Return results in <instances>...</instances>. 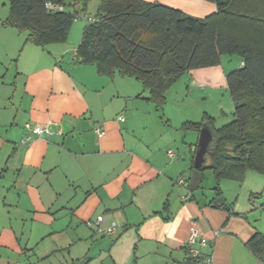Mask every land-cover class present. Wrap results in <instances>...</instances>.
Segmentation results:
<instances>
[{"label":"crops","instance_id":"1","mask_svg":"<svg viewBox=\"0 0 264 264\" xmlns=\"http://www.w3.org/2000/svg\"><path fill=\"white\" fill-rule=\"evenodd\" d=\"M146 1L202 18L217 9L209 0ZM1 5L0 264H201L186 248L193 226L214 237L205 248L212 264H263L246 245L262 232L252 218L263 174L248 169L242 181L220 182L229 210L213 205L216 181L210 192L185 198L187 186L176 183L184 176L189 187L201 132L184 124L227 115L225 105L211 111L202 104L219 88L229 91L227 73L243 65L241 57L225 54L231 55L225 64L223 55L218 65L184 72L158 107L137 78L100 73L77 60L95 13L87 22L75 20L66 41L40 46L4 23L9 0ZM179 83L184 93L203 98H169L179 95ZM226 104L234 117L233 99ZM26 122H52L61 133L24 145ZM99 215L103 227L116 223L112 235L88 224Z\"/></svg>","mask_w":264,"mask_h":264},{"label":"trees","instance_id":"2","mask_svg":"<svg viewBox=\"0 0 264 264\" xmlns=\"http://www.w3.org/2000/svg\"><path fill=\"white\" fill-rule=\"evenodd\" d=\"M91 0H9L4 22L27 32V41L45 46L67 40L76 19ZM216 11L196 17L146 0H99L83 29L77 60L95 64L100 73L140 80L158 107L186 71L215 66L225 54L243 65L227 73L234 118L217 126L213 116L186 122L184 129L208 127L212 139L205 158L213 171L214 190L222 195L223 179L242 181L248 169L264 175V0H209ZM63 5L53 10L47 3ZM206 161V160H205ZM247 247L264 264V235L256 231Z\"/></svg>","mask_w":264,"mask_h":264},{"label":"built area","instance_id":"3","mask_svg":"<svg viewBox=\"0 0 264 264\" xmlns=\"http://www.w3.org/2000/svg\"><path fill=\"white\" fill-rule=\"evenodd\" d=\"M47 7L53 10L63 9V5L61 4H54L52 2L47 3ZM123 119V117H122ZM52 122L47 123H33V122H26L24 127L26 133L21 140V143L26 145L34 140L35 137H42L43 135H51L54 132L61 133V130H53L51 127ZM95 131L99 136L104 134V129L101 126H96ZM170 156H174L173 150H168ZM177 184L182 186H187L188 190V180L181 176L176 181ZM187 195H183L182 198H185ZM103 221V215L97 216V218L93 221L89 220L88 224L93 225L96 224L99 227V231L104 232L107 235H112L116 229V223H113L110 226H102L101 223ZM218 234V230L214 231V236ZM214 242V237L210 238L204 235L200 229L196 226H193L190 229L186 240V248L188 250L189 255L192 259L199 260L202 264H212L213 263V253L212 252H205V248H212Z\"/></svg>","mask_w":264,"mask_h":264},{"label":"rangeland","instance_id":"4","mask_svg":"<svg viewBox=\"0 0 264 264\" xmlns=\"http://www.w3.org/2000/svg\"><path fill=\"white\" fill-rule=\"evenodd\" d=\"M98 5H99V0H91L90 3H89V6H88L87 12L84 13V14H82V15H80V17L78 19H76V20H80L81 22H87L88 21L87 20V17L93 15L97 11ZM1 8H3L2 5L0 6V9ZM229 56H231V55H224L223 56L224 64L226 63V61H225L226 59L225 58H228ZM183 87H184L183 83H179L177 85V87H175V88H178V89H175V90H178L179 91L178 92L179 95H177V94L174 95L173 94V95H170L169 98H203L201 95H199L198 93H196V91L194 93H189V94L184 93ZM205 98H214V99L209 100L205 104H202V102H201L202 106H204V107L205 106L206 107L207 106H210L211 107L210 108L211 111H218V109L220 108L221 105H225L224 108H225V110L227 112V115H220V114H218L216 116V119H217L216 125L217 126L224 125V124L230 122L231 120H233L234 117L230 116V114H229L230 112H229V109L227 107L228 104H226V102H228V99L232 98L231 95H230V92L228 90H226L224 88H219L216 92L210 93L209 96H207ZM225 98H227V101H226ZM214 100H215V102H214ZM229 105H230V102H229ZM194 132L189 131V133H194ZM205 164L207 166L209 165V160L208 159H206ZM204 173H205V176L203 178V182H202L201 186L199 188L195 189V190H190L189 191L187 189V191H186V195L187 196H191L192 193L195 194V195H198V194H202L203 192L204 193L210 192L211 186L213 185V183H215V176H214L213 171L211 169H209V168L208 169H205ZM259 186L261 188L262 187V184L261 185L259 184ZM263 186H264V184H263ZM259 191H263L262 192L263 194H261V195L259 194L261 198L256 203V205L257 206H260V207L253 209L255 211V216L252 218V220L255 219L254 222L256 223V221L259 219V221L256 224V227L258 228V230H261L262 232H264V203L261 204V200L264 197V189H260ZM229 195L231 196L232 194H229ZM199 263L202 264L201 261H199Z\"/></svg>","mask_w":264,"mask_h":264},{"label":"water","instance_id":"5","mask_svg":"<svg viewBox=\"0 0 264 264\" xmlns=\"http://www.w3.org/2000/svg\"><path fill=\"white\" fill-rule=\"evenodd\" d=\"M212 139V132L208 127H203L200 132L199 142H198V149L196 151L194 157L193 168L191 171V175L189 178V187L190 190H195L200 187L203 181V173L200 170V167L204 164L206 158L205 155L208 151L209 144ZM181 203V198H177L173 204V207L177 205V207ZM214 206H222L223 208L229 210L230 206L226 202L223 196H218L214 202Z\"/></svg>","mask_w":264,"mask_h":264}]
</instances>
